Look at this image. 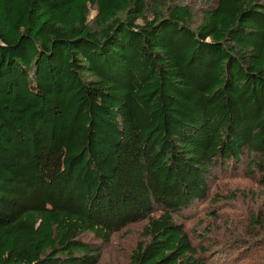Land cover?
Masks as SVG:
<instances>
[{
  "label": "trees",
  "instance_id": "trees-1",
  "mask_svg": "<svg viewBox=\"0 0 264 264\" xmlns=\"http://www.w3.org/2000/svg\"><path fill=\"white\" fill-rule=\"evenodd\" d=\"M193 1L0 0V264H100L141 222L129 264L264 251V215L217 253L180 222L221 169L264 188V0Z\"/></svg>",
  "mask_w": 264,
  "mask_h": 264
},
{
  "label": "rangeland",
  "instance_id": "rangeland-1",
  "mask_svg": "<svg viewBox=\"0 0 264 264\" xmlns=\"http://www.w3.org/2000/svg\"><path fill=\"white\" fill-rule=\"evenodd\" d=\"M192 4L197 13H201L206 5L202 0H194ZM94 15L95 12L92 13L93 17ZM244 172V166L234 172L232 169L219 170L216 181L211 183V195L217 194L219 201L213 206L210 201L196 204L189 211L186 220H180L186 225L196 246H206L211 252L217 253L225 242L249 236L247 227L250 220L256 215H264V188L246 177ZM214 212H217L216 217L213 216ZM145 224L146 222H141L128 226L123 232L114 235L111 243L104 246L100 264H129L132 250L142 240ZM263 254L264 251L261 250L247 254L231 250L221 259H227L226 264H263Z\"/></svg>",
  "mask_w": 264,
  "mask_h": 264
}]
</instances>
